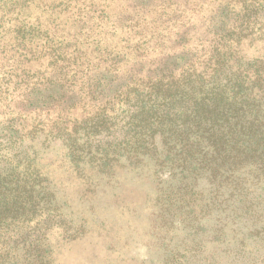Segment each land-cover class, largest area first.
Segmentation results:
<instances>
[{"label": "trees", "instance_id": "trees-1", "mask_svg": "<svg viewBox=\"0 0 264 264\" xmlns=\"http://www.w3.org/2000/svg\"><path fill=\"white\" fill-rule=\"evenodd\" d=\"M17 3L0 0V264H58L85 234L64 185L94 211L139 178L156 184L163 264H264V0H138L158 48L63 38L30 56L7 37ZM101 4L79 11L103 20Z\"/></svg>", "mask_w": 264, "mask_h": 264}, {"label": "rangeland", "instance_id": "rangeland-1", "mask_svg": "<svg viewBox=\"0 0 264 264\" xmlns=\"http://www.w3.org/2000/svg\"><path fill=\"white\" fill-rule=\"evenodd\" d=\"M7 1L14 2V0ZM18 1L15 10L19 14H14V17L19 20L14 22L13 26L12 24L6 26V28L15 27V30L6 29V32L8 39L17 42L28 56L33 52L36 44L48 46L49 43L57 44L63 38H70V41L81 45L91 44V48L96 44V40L101 47L125 45L123 51L126 52L132 51L138 38L140 41L137 45L141 47L139 52L145 47H159L155 43L156 37H151L153 22L143 24V20L152 12L145 14L141 9L139 13L143 15L139 17L136 14L138 11L134 9L138 0ZM91 1L102 3L101 7L105 6L104 2L109 4L103 20H93L85 11H79L81 5L89 4ZM74 4L77 6L74 7ZM123 16H134L141 21L135 23L130 21V18L126 20ZM81 20L86 22V26ZM157 20L161 22V19ZM93 22L97 24L93 25ZM157 28L159 32L164 30V33L171 29L163 23ZM106 32L109 34L106 35ZM136 32L141 33L136 34ZM15 35L19 38L15 39ZM9 52L12 54L11 50ZM35 56L33 55L30 61L32 68L37 64V61H33ZM56 178L63 184L67 180L62 174L56 175ZM64 188L71 198L66 201L63 198L67 203H64V211L68 214V218L77 220L84 216L87 221L84 235L59 245L60 247L57 246L55 255L58 264H163L162 222L154 206L157 189L151 179H125L123 185L117 189L108 188L96 192L94 211L89 209L88 202H81L78 186L64 185ZM61 197L62 195L60 199ZM177 241L178 239L173 240V242Z\"/></svg>", "mask_w": 264, "mask_h": 264}]
</instances>
